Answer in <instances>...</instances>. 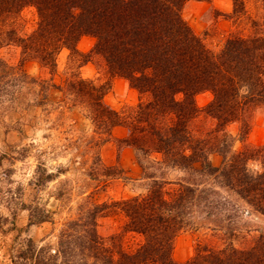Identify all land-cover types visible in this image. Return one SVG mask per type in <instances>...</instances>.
Instances as JSON below:
<instances>
[{
    "label": "trees",
    "instance_id": "obj_1",
    "mask_svg": "<svg viewBox=\"0 0 264 264\" xmlns=\"http://www.w3.org/2000/svg\"><path fill=\"white\" fill-rule=\"evenodd\" d=\"M189 1L208 0H0V48L20 50L17 66L0 59V101L13 99L27 81L40 92L47 87L61 92L71 108L85 113L101 143L110 140L114 128L127 130L118 143L134 151L147 182L144 194L93 204L83 223L67 222L55 255L44 258L48 248L35 251L28 240L22 254L26 264H56L59 257L62 264H175L174 240L193 226L194 211L205 213V219L224 211L220 221L227 225L251 213L264 218V145L246 143L251 115L264 107V0H259L258 17L245 12L244 0H232V12L225 19L237 31L216 50L207 48L184 20L182 11ZM27 7L35 9L37 23L32 31L22 33L18 17ZM84 36L94 39L91 54L102 58L109 75L137 92L136 106L116 112L104 101L108 84L99 86L80 77L78 69L88 60L77 50ZM62 50L69 52L70 70L62 87L38 82L23 72L25 63L34 62L53 75ZM203 92L212 96L205 108L214 123L210 128L198 122L201 111L195 96ZM233 123L240 125L237 137L227 130ZM236 141L242 144L239 150L233 148ZM212 155L221 157L219 166L212 165ZM98 167L105 177L119 178L122 173L100 162ZM154 167L194 173L202 179L164 181L145 172ZM52 178L43 168L36 169V185ZM216 188L247 209L220 197ZM20 209L29 212L28 226L50 221L37 206ZM116 210L127 221L125 230L142 237L133 251L110 247L97 235V219ZM222 229L212 228L221 245L200 244L182 264H264V230L247 232L245 246L238 247L233 244L234 231ZM71 244L79 250L76 259Z\"/></svg>",
    "mask_w": 264,
    "mask_h": 264
},
{
    "label": "rangeland",
    "instance_id": "obj_2",
    "mask_svg": "<svg viewBox=\"0 0 264 264\" xmlns=\"http://www.w3.org/2000/svg\"><path fill=\"white\" fill-rule=\"evenodd\" d=\"M244 3L245 12L251 17L261 14L259 0H244ZM232 8V0L189 1L183 8L182 16L194 35L207 48L216 50L229 35L237 31L236 26L225 19ZM36 23L35 9H23L18 17L22 33L32 31ZM93 46L94 39L89 36L82 37L77 44L79 53L88 56V60L78 69L80 77L99 86L108 84L104 101L116 112H125L136 106L139 100L137 92L124 80L109 75L102 58L91 54ZM68 55L67 50L59 53L53 75L34 62L25 63L22 70L38 82L46 81L49 86L62 87L70 77ZM0 59L8 66H17L20 50L13 46L0 48ZM13 97L0 101V264L29 263L22 259L28 240L33 242L35 251L48 248V253H43L44 258L55 255L59 248L60 231L65 229L67 222L79 220L83 223L91 205L110 204L144 194L147 184L134 151L118 143L127 135L125 128H114L110 140L101 143L85 113L79 108H71L61 92L50 87L40 92L36 84L27 81L15 91ZM211 99L209 92L195 96L196 106L201 111L198 122L205 128L214 125L205 114ZM239 128L238 123H233L227 130L232 137H237ZM246 143L251 146L264 145V107L252 113ZM241 147L240 142H234L235 150ZM210 161L212 165L219 166L221 157L212 155ZM99 162L102 166L120 169V177L103 176ZM141 163L148 166L144 160ZM38 167L43 168L46 174L53 175L50 181L40 186L35 182ZM145 172L169 182L194 183L202 179L194 173L170 169L160 171L156 167ZM216 190L220 197L228 198L241 210L247 209L234 197L229 198L224 190ZM21 205L43 209L49 214L50 221L28 226L29 212L20 209ZM220 213L225 214L224 211ZM221 215L205 219V213H192L193 226L181 231L174 240L172 258L175 264L190 260L200 244L221 245L222 241L213 237L214 227L234 231L237 237L233 244L238 247L245 246L247 232L264 230V218L255 213L240 216L230 225L220 221ZM126 222L124 215L117 210L100 217L96 223L97 235L110 247L120 246L125 251H133L142 243V237L127 232ZM69 233H72L71 230ZM70 249L76 259L79 250L72 244ZM62 260L59 257L56 264H62Z\"/></svg>",
    "mask_w": 264,
    "mask_h": 264
}]
</instances>
